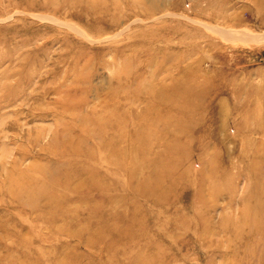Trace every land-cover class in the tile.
Wrapping results in <instances>:
<instances>
[{
    "label": "rangeland",
    "instance_id": "1",
    "mask_svg": "<svg viewBox=\"0 0 264 264\" xmlns=\"http://www.w3.org/2000/svg\"><path fill=\"white\" fill-rule=\"evenodd\" d=\"M0 264H264V0H0Z\"/></svg>",
    "mask_w": 264,
    "mask_h": 264
}]
</instances>
